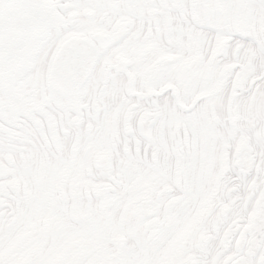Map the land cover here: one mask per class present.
Here are the masks:
<instances>
[{
	"label": "snow or ice",
	"instance_id": "6c2138e0",
	"mask_svg": "<svg viewBox=\"0 0 264 264\" xmlns=\"http://www.w3.org/2000/svg\"><path fill=\"white\" fill-rule=\"evenodd\" d=\"M0 264H264V0H0Z\"/></svg>",
	"mask_w": 264,
	"mask_h": 264
}]
</instances>
